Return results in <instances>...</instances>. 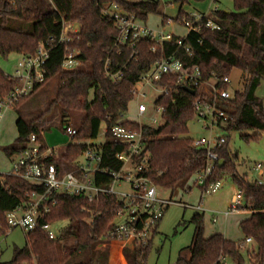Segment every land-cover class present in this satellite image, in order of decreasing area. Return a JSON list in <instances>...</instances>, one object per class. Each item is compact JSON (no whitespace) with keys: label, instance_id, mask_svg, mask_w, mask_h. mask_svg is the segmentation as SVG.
Wrapping results in <instances>:
<instances>
[{"label":"trees","instance_id":"1","mask_svg":"<svg viewBox=\"0 0 264 264\" xmlns=\"http://www.w3.org/2000/svg\"><path fill=\"white\" fill-rule=\"evenodd\" d=\"M50 8L45 10L36 5L35 0H0V53L8 56L13 52L32 55L40 44L47 45L50 58L47 63L46 82L36 87L31 95L16 103L21 107L30 100L51 78L57 77L56 96L48 104L46 111L52 113L59 106L62 125L70 112L84 114L76 126L77 141L97 139L101 125L121 124L140 129L138 123L126 119L129 104L133 100L132 90L152 64L162 58L175 55L182 59L186 67L199 66L203 80L216 79L217 87L229 89L230 82L224 81L237 68L244 75V89L237 91L230 99H220L217 104L231 115L227 125L229 130L255 131L243 135L254 139L264 132V102L257 95V89L264 81V0H232L235 10L227 12L216 8L211 10L205 22L212 20L218 28L204 26L200 31H190L182 45L176 35L156 51L154 41L144 38L134 46L115 45L118 28L105 14V9L118 3L127 12L147 22L152 14H162L160 0H49ZM179 4L175 18L182 21L190 13L184 6L191 1L173 0ZM170 18L163 14L162 24ZM79 24L77 33H70V40L59 42L63 22ZM53 38V40L51 39ZM189 48V50H187ZM78 50L85 65L77 70L63 68L62 61L68 51ZM113 73L123 71V78L115 81L107 75L106 63ZM17 81L0 67V96L5 97L15 88ZM169 87V93L162 95L157 104L165 107V123L157 127L143 126L146 135L145 153L150 155V170L146 175L158 186L172 190L178 188L190 191L195 185L194 175L205 169L207 150L194 147L189 137V122L195 118V102L199 98L213 100V95L203 88H190L178 83L177 76L164 75L158 82ZM43 114L28 119L20 116L16 121L18 136L14 144L5 148L8 156L21 152L32 134L41 135ZM102 145V159L99 167L110 174L95 173V184H109L113 171H119L123 162L117 153L127 150L128 145L116 141L108 133ZM87 148L86 143L77 142L67 146L60 158H50L48 163L61 167L71 165L80 158ZM224 163L216 166L209 182L231 176L239 189L244 192L247 207L254 211L240 225L246 239L237 242L222 233L209 237L205 235L204 215L194 216L196 225L193 241L181 250L175 264H222L223 257L232 258L238 264H246L243 250L247 239L256 243L246 250L250 264H264V185L249 181L237 172L236 162L227 148V141L218 149ZM63 160V161H62ZM38 189L21 177L5 175L0 180V234L9 229L6 214L27 200V193ZM123 203L114 194L103 193L99 199L89 200L82 194L58 196V203L42 222L57 223L68 221V226L51 239L41 227L27 233V244L15 248L14 257L0 264H109L108 232L115 226L114 220ZM106 244L101 250L99 246ZM153 240L148 245L133 244L124 249L129 264H147V257Z\"/></svg>","mask_w":264,"mask_h":264},{"label":"built area","instance_id":"2","mask_svg":"<svg viewBox=\"0 0 264 264\" xmlns=\"http://www.w3.org/2000/svg\"><path fill=\"white\" fill-rule=\"evenodd\" d=\"M105 14L110 21L118 28V35L115 38V45L122 46L130 44L134 46L138 41L149 38L154 41L153 51L162 46L167 41H172L176 34L166 32L165 28H154L147 25L136 15L127 12L118 3L111 4L105 9ZM207 13L193 11L189 17H184L182 23L190 31H200L204 26L215 29L218 24L212 20L205 22ZM171 22V19L167 23ZM79 24L75 22L64 21L63 30L59 42L69 41L70 33H77ZM186 34V35H187ZM183 37L178 38V44L182 45ZM53 40V38H51ZM189 50V48H187ZM51 49L47 45L40 44L35 54H22V58L17 64L15 74L12 76L17 83L10 94L5 97L0 96V119L6 108L13 107L21 98L31 95L36 87L46 82V68L50 58ZM85 65L80 58L78 50L68 51L62 61L63 68L67 70H77ZM107 75L115 81L123 78V71L113 73L109 70V63H106ZM164 75H174L178 78V83L185 84L189 88H203L205 92L213 95V100L199 98L196 100L195 118L203 124L205 129L214 130L216 128H225L231 115L217 104L218 100L230 99L233 97L229 89L221 90L217 83L211 86V90L205 87L209 82L203 80L202 71L199 66L186 67L184 61L175 55L155 61L151 68L141 76L136 87L133 88V100L137 102V112L139 117L145 116L150 109L144 102L148 97L146 86L151 85L161 88V95L156 99L155 105L151 111L156 116L152 120L151 127H157L165 123V107L157 104V100L164 94L169 93V87L160 86L158 82ZM224 81L229 82L228 78ZM130 120V119H129ZM131 121V120H130ZM136 122V121H133ZM141 126L135 129L121 124L107 126L106 135L109 133L113 139L128 145V149L117 153V158L123 162V167L119 171H113L111 183L105 185L95 184V173L110 174L106 168L99 167L102 159V145L97 143L96 139L87 141H77L74 143H86L87 148L83 151L81 159L77 160L72 169L66 170L65 166L58 167L54 163H48L50 158H59L56 148H51L43 144L40 137L32 134L27 142V146L18 153L13 159V166L10 172L0 173V180L3 181L5 175H14L21 177L35 185V190L27 193V200L22 202L16 208L6 214L9 229L3 231L7 234L13 228L20 227L26 233L41 227L45 230L51 239L57 238L53 231V223L42 222L52 208L58 203V196L65 194H82L89 200L99 199L103 193L116 195L123 203L121 209L117 212L114 220L115 226L108 232L111 240H124L136 245H148L153 240L158 229L159 222L164 215L166 206L172 201L163 199L158 191L157 185L146 175L150 170V155L145 153L146 135L143 129L145 123L136 122ZM63 128L73 139L78 133L76 127L72 126L67 120L63 123ZM227 138L225 135L201 137L192 139L196 148L207 150V163L205 169L197 172L193 177V183L201 187L204 193H215L221 186V181L209 182L214 175L216 166L221 161L218 149L223 147ZM131 164L133 170L125 173V167ZM263 165L257 163L255 169L261 171ZM128 180L132 186L131 193H117L115 185L120 184L122 180ZM264 185V180L256 181ZM120 195L121 197H119ZM247 207L244 192L238 189L231 201L230 209L226 216L232 213L253 212ZM264 211V210H263ZM119 219V220H117ZM216 221V219H214ZM247 242H252L251 238ZM226 264V258L221 260Z\"/></svg>","mask_w":264,"mask_h":264},{"label":"rangeland","instance_id":"3","mask_svg":"<svg viewBox=\"0 0 264 264\" xmlns=\"http://www.w3.org/2000/svg\"><path fill=\"white\" fill-rule=\"evenodd\" d=\"M140 1V0H131ZM160 10L162 14H152L149 16L146 24L155 28H165L166 32H174L179 35H186L188 30L181 21L175 18L179 12V4L173 0H160ZM205 2V3H204ZM37 6L45 10L50 8L49 0H35ZM195 5H186L184 10L192 12L197 7V3L201 7L209 6V9H222L225 11H234L235 6L232 0H206L195 2ZM211 5V6H210ZM163 14L171 19V22L163 25ZM159 25V27H156ZM22 58L21 53L13 52L7 57L0 53V67L9 75L13 76L17 69V64ZM229 91L233 95L237 91L244 89L243 72L237 68L233 69L229 77ZM216 83V79L210 80L206 84L207 91L211 90V86ZM58 79L51 78L33 97L25 102L18 109L9 107L4 109L3 116L0 119V173H8L11 171V164L16 155L8 156L5 148L14 144L17 136V119L22 116L24 118H34L43 114V129L40 140L48 147L56 148L58 157L62 156L67 146L75 142L63 128L61 116L59 115V106L52 113L46 111L48 104L56 96ZM148 97L144 100L150 111L142 117L137 112V102L132 100L126 114V119L131 121L152 124L153 118H159L152 110L156 99L161 95V88L148 85L145 87ZM257 95L264 102V81L257 89ZM84 114L82 112L72 111L69 118L66 119L72 126L76 127L80 124ZM189 137L199 139L201 137L225 135L227 138V148L232 153L236 162L237 172L240 175L255 182L256 180H264V176L255 169L257 163L264 165V132L257 138L246 139L243 135H252L255 131H239L229 130L225 128H216L214 130L205 129L203 124L197 118L189 122ZM107 125H101L97 143H104ZM61 159V158H60ZM81 161L84 159L81 157ZM79 159V160H80ZM63 161V160H62ZM66 170H70L71 165L64 163ZM133 168L131 164L125 167V173H129ZM221 186L215 193H204L201 187L193 185L190 191L184 188H178L172 195V190L158 186V191L163 199L172 202L166 206L164 215L159 222L157 233L153 238V244L147 257V264H175L179 258L182 249L187 248L193 241L195 233L194 216L197 213L204 215L205 233L221 230L230 239L241 242L246 239L245 234L240 225L242 214L232 213L229 217H225L229 211L232 198L238 191V186L234 183L231 176H224L221 180ZM121 185H115L117 193H131L133 186L128 180H122ZM121 197L120 195H118ZM200 204L202 210L196 208ZM221 215L218 222L212 221V218ZM119 220V219H117ZM68 226V221H60L53 225V231L59 235ZM27 233L20 227L13 228L7 234H0V261H9L14 257L15 248H23L27 244ZM256 246L254 242H247L246 249L243 250L246 264H250V259L246 250L253 249ZM28 264V263H25ZM36 264V263H32ZM226 264H238L232 258H226Z\"/></svg>","mask_w":264,"mask_h":264},{"label":"crops","instance_id":"4","mask_svg":"<svg viewBox=\"0 0 264 264\" xmlns=\"http://www.w3.org/2000/svg\"><path fill=\"white\" fill-rule=\"evenodd\" d=\"M216 1V0H214ZM193 1H191L189 4H186V5H195L194 3H192ZM205 3V2H204ZM200 4H203L200 3ZM185 5V6H186ZM211 6V5H210ZM210 7L209 6H206V7H201L198 3H197V7H195V10L193 11H197V12H202V13H209L212 9H209ZM192 11V12H193ZM163 20V19H162ZM149 25V24H148ZM152 27V26H151ZM156 27H159V25H157ZM155 28V27H154ZM174 33V32H173ZM176 35H179L177 33H175ZM17 136H18V130H17ZM16 136V138H17ZM15 138V140H16ZM14 140V141H15ZM263 165V164H262ZM12 166H13V162L11 164V169H12ZM261 173L262 176H264V165H263V168L261 171H259ZM259 180V179H258ZM256 180V181H258ZM235 183V182H234ZM236 184V183H235ZM237 185V184H236ZM196 208L198 210H202V208L200 207V204L196 206ZM238 214H242L243 217L240 219V223L242 220L250 217V215L252 214L251 212H243V213H238ZM230 216V215H229ZM229 216H226L225 217H229ZM221 217V215H217L215 217L212 218V221H214V219H216V221L214 222H218L219 218ZM157 233V231H156ZM155 233V234H156ZM216 233H222L226 238L230 239L228 236H226L221 230H217V231H214V232H208V233H205L206 237H209L213 234H216ZM133 244L128 242V241H124V240H112L110 245H109V264H129L125 255H124V249L126 247H130L132 246ZM99 248L101 250H105L107 248V245L106 244H103L101 246H99Z\"/></svg>","mask_w":264,"mask_h":264},{"label":"water","instance_id":"5","mask_svg":"<svg viewBox=\"0 0 264 264\" xmlns=\"http://www.w3.org/2000/svg\"><path fill=\"white\" fill-rule=\"evenodd\" d=\"M227 12H229V11H227ZM189 90L191 91L192 94L196 93V91L194 89L190 88ZM224 162H225L224 159H221L220 164L222 165Z\"/></svg>","mask_w":264,"mask_h":264}]
</instances>
